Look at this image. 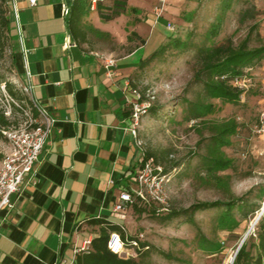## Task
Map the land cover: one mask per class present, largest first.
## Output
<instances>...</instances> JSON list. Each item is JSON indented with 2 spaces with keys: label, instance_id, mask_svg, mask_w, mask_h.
Listing matches in <instances>:
<instances>
[{
  "label": "rangeland",
  "instance_id": "1",
  "mask_svg": "<svg viewBox=\"0 0 264 264\" xmlns=\"http://www.w3.org/2000/svg\"><path fill=\"white\" fill-rule=\"evenodd\" d=\"M102 23L117 35L123 28L140 34L147 41L142 58L174 40L189 44L185 50L170 46L129 78L130 87L154 108V113L142 117L138 135L147 153L154 154L166 171L162 173L165 202L124 222L126 238L137 240L139 249L129 248L120 258L139 264H229L247 233L248 249L258 243L256 233L264 217L252 226L264 207V58L242 70L240 99L227 103L210 94L207 84H216V75L205 69L199 51L227 44L239 51L246 42L247 51L263 47L264 0H130L128 16ZM13 30L12 25L11 34ZM132 42L124 48L110 36L97 40L115 60L142 44L135 35ZM16 60L11 43L1 41L0 84L6 83L23 98L17 100L28 103ZM15 119L11 126L20 116ZM7 151L6 139L0 141V162ZM227 163L229 168H222ZM213 202H236L237 207L230 213L221 207L192 218L187 214L161 221L171 212ZM241 204L243 210L238 208Z\"/></svg>",
  "mask_w": 264,
  "mask_h": 264
},
{
  "label": "crops",
  "instance_id": "2",
  "mask_svg": "<svg viewBox=\"0 0 264 264\" xmlns=\"http://www.w3.org/2000/svg\"><path fill=\"white\" fill-rule=\"evenodd\" d=\"M71 1L37 0L32 6L28 0H17L30 50V79L11 15L21 84H32L36 102L57 123L36 167L37 185L25 183L22 193L12 198L14 209L0 216V264H75L99 236L101 227L90 221L119 224L127 236L124 222L129 217L134 221L130 207L121 215L114 208L120 194L136 186L132 179L139 152L126 97L147 41L135 33L141 46L108 67L113 52L98 46L97 40L110 36L118 46L128 48L134 32L123 28V34L117 35L92 11L84 22L88 41L78 44L64 15ZM129 2L127 11L113 21L128 16Z\"/></svg>",
  "mask_w": 264,
  "mask_h": 264
},
{
  "label": "built area",
  "instance_id": "3",
  "mask_svg": "<svg viewBox=\"0 0 264 264\" xmlns=\"http://www.w3.org/2000/svg\"><path fill=\"white\" fill-rule=\"evenodd\" d=\"M9 1L11 2V15L16 24L19 50L23 57L26 76L30 79L31 76L28 71L30 50L23 35L17 0H8L7 6H9ZM28 1L32 6L37 3V0ZM95 2L93 0L94 4ZM68 13L69 9L66 7L64 15L68 16ZM168 29H172L171 26H168ZM107 64L108 67L114 66L115 60L110 58ZM215 79L230 82L237 89L242 88L244 84L241 77L229 78L227 75H219ZM21 88L28 103L17 100L9 91L6 83L0 84V112L11 124L12 121L16 120V115L20 116L17 125H12L3 132L8 144V151L0 162V216L4 212H10L14 209L15 203L12 198L14 195L22 193L25 183L37 185L38 171L36 167L57 123L55 117L36 102L33 96V86L30 82L27 85L22 84ZM127 88L129 96L126 97V103L131 108V134L134 145L139 152V165L132 179L136 188H130V191L124 190L115 205L114 213L118 215L123 214L133 204L134 196L158 204L165 202L162 167L156 165L153 158L147 159V151L138 135L140 121L147 114L151 102L145 100L137 89ZM140 238H143V235H140ZM108 248L120 257L122 253L128 254L129 248L139 249V242L124 239L118 233H111Z\"/></svg>",
  "mask_w": 264,
  "mask_h": 264
},
{
  "label": "trees",
  "instance_id": "4",
  "mask_svg": "<svg viewBox=\"0 0 264 264\" xmlns=\"http://www.w3.org/2000/svg\"><path fill=\"white\" fill-rule=\"evenodd\" d=\"M95 1L96 2L94 4L93 0H72L68 4L69 13L67 16V27L70 35L78 44H85L88 41V30L85 28L84 22L89 13H91L92 11H96L101 19L106 22H110L117 19L127 11L128 0ZM104 1H113V4H102ZM12 25L13 23L11 18V11L9 6H7V0H0V42L4 39L6 41H9L12 45L13 54H16L17 49L15 47V34H11ZM133 35L136 36L135 33ZM246 44L239 51H235L232 44H227L215 48L201 49L199 51V54L205 57V69H207L210 73L216 76L227 75L229 78L241 77L242 70L244 68H247L254 64L256 61L264 58V46L252 51H247ZM170 46L185 50L188 49L189 44L181 40H174L168 45L163 44L149 57L143 58L140 61L135 74L143 71L153 61H155L161 55L165 54ZM13 58H15V55L13 56ZM207 88L209 89V92L214 99H218L227 103H236L240 99L239 90L233 87L230 82L216 81V84H207ZM9 91L15 98L19 100L23 99L21 96L16 95L10 87ZM149 113H154V108L152 106L149 108L146 115H149ZM126 115H129V112L126 113ZM10 127L11 123L6 119L3 113L0 112V141L6 139L3 135V132ZM150 158H153L158 165V159L156 158V156L152 153H147V159ZM215 164L220 165L219 162H216ZM222 166V168L224 169L229 168L228 163L222 164ZM163 174H166L165 170L163 171ZM125 190L130 191V187L126 188ZM240 202L242 204L244 203L241 199ZM242 204L238 206V208H241L243 210ZM152 206L158 208L160 207V204L153 201H145L139 197L134 196L133 204L130 206V209L133 216L140 217L146 214L149 210V207ZM221 207L227 208V211L230 213L237 207V205L236 202L199 203L185 211L171 212L164 216L161 221L163 223H168L181 215L187 214H189L192 218V216H194V214H196L197 212L213 210ZM259 211L260 208L253 211L252 217L254 218L255 212ZM190 221L193 222L192 219ZM90 223L99 225L101 227L99 236L91 242L90 251L83 252L77 256L75 264H139L136 259L133 258L121 259L118 255L112 253L108 248V242L111 233H118L124 239L126 238L124 227L106 220H93L90 221ZM256 236L258 238V243L256 245H252L251 249H248V245L245 242L238 252L234 264H264V217L261 220ZM141 246L142 248H148V246L144 244H141ZM253 249H256L255 254L253 253ZM157 253H159L166 259L172 258L169 254H166L163 251H157Z\"/></svg>",
  "mask_w": 264,
  "mask_h": 264
},
{
  "label": "water",
  "instance_id": "5",
  "mask_svg": "<svg viewBox=\"0 0 264 264\" xmlns=\"http://www.w3.org/2000/svg\"><path fill=\"white\" fill-rule=\"evenodd\" d=\"M262 214H263V211L261 212V216H262ZM248 236H249V233H247V234L245 235V237L243 238V240L241 241V243H240V245H239V247H238V249H237V251H236V253H235V256H234V259H233V263H232V264H234V261H235V259H236V256H237L238 252L240 251V249L242 248V246H243V244L245 243V241H246V239H247Z\"/></svg>",
  "mask_w": 264,
  "mask_h": 264
},
{
  "label": "bare ground",
  "instance_id": "6",
  "mask_svg": "<svg viewBox=\"0 0 264 264\" xmlns=\"http://www.w3.org/2000/svg\"><path fill=\"white\" fill-rule=\"evenodd\" d=\"M263 211V214L262 215H264V207H263V210H261L259 213H258V215H257V217L254 219V221L252 222V226H256L257 225V223H258V221L260 220V218H261V212ZM234 259V258H233ZM233 263V260L232 261H229V264H232Z\"/></svg>",
  "mask_w": 264,
  "mask_h": 264
}]
</instances>
